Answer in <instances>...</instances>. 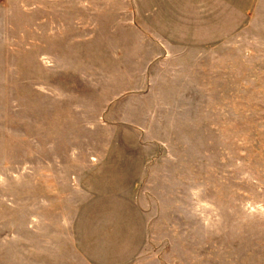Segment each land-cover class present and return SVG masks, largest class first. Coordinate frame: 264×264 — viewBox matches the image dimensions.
I'll return each instance as SVG.
<instances>
[{"label": "rangeland", "instance_id": "rangeland-1", "mask_svg": "<svg viewBox=\"0 0 264 264\" xmlns=\"http://www.w3.org/2000/svg\"><path fill=\"white\" fill-rule=\"evenodd\" d=\"M46 2L0 0V264H76L79 247L101 244L109 223L80 220L78 195L85 187L106 192L146 144L154 153L145 168L174 167L178 244L164 245L168 260L237 264L238 162L247 177L254 166L264 171V111L247 108L238 125V96L222 93L214 76L211 92L177 96L167 116L158 108L169 124L150 128L162 143L142 141L136 126L108 128L109 101L143 92L142 31L134 22L126 59L124 29L97 28L94 13L71 23L61 0L50 14ZM141 177L131 173L137 196L145 194Z\"/></svg>", "mask_w": 264, "mask_h": 264}, {"label": "crops", "instance_id": "crops-1", "mask_svg": "<svg viewBox=\"0 0 264 264\" xmlns=\"http://www.w3.org/2000/svg\"><path fill=\"white\" fill-rule=\"evenodd\" d=\"M46 3L50 14L55 3ZM56 5L69 10L71 23L80 24V19L84 23L85 15L94 13L97 28L124 29L126 59L134 44L130 39L134 22L142 31L137 59L143 69L142 101H134L140 97L130 92L126 93L131 100H110L103 116L108 128L112 122L136 126L142 141L162 143L163 135L155 138L150 128L169 124L156 117L158 108L163 107L167 116L181 95L211 92L208 79L214 76L221 77L222 93L238 96V125H246L247 108L264 111V0H61ZM108 15H114L113 21L102 26ZM225 110L229 119V102ZM153 150L151 144L140 147L137 164L130 165L123 177L112 179L106 192L82 188L77 216L83 221L100 216L108 221L110 232L99 245L79 247L76 264H185L165 256V244L170 250L178 244L179 205L175 182L169 178L174 167L162 163L144 167ZM131 173L143 175L144 195L135 194ZM248 174L245 162L239 160L237 264H264V171L254 166Z\"/></svg>", "mask_w": 264, "mask_h": 264}]
</instances>
